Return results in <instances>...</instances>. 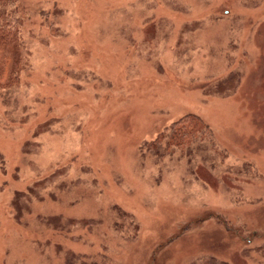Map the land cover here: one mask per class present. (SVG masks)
<instances>
[{
  "label": "rangeland",
  "instance_id": "obj_1",
  "mask_svg": "<svg viewBox=\"0 0 264 264\" xmlns=\"http://www.w3.org/2000/svg\"><path fill=\"white\" fill-rule=\"evenodd\" d=\"M21 3L0 264H264V0ZM190 114L216 134L147 151Z\"/></svg>",
  "mask_w": 264,
  "mask_h": 264
},
{
  "label": "trees",
  "instance_id": "obj_2",
  "mask_svg": "<svg viewBox=\"0 0 264 264\" xmlns=\"http://www.w3.org/2000/svg\"><path fill=\"white\" fill-rule=\"evenodd\" d=\"M21 10H23L21 0H0V59L3 58L2 61L7 62L8 60H10L12 57H14V49L19 50V48H21L25 28V22L23 20V14L21 13ZM4 72L5 74L0 75V78H4V76H7V71ZM15 73L17 74V72L12 70L10 81H8L10 82L9 84H11L12 80L16 83L17 76ZM1 84L2 81L0 79V85ZM12 98L13 92L10 91L5 95H1L0 102L2 101L4 105H7L10 103ZM203 121L204 119L202 117H197L191 114L177 120V122L170 125V127L166 130V133L164 132V134H161L156 138L153 145H151V143L149 142L146 144L147 151H149V153L155 152L161 160H168L169 158H171L172 156H170V151L172 150H180L185 153L190 149L192 144L197 141V135L198 133H200L201 128L204 130V133L201 132V134L199 135L200 137H198L199 140L203 137V134H209V137L213 136V132L216 134L211 125ZM194 122L198 123L199 125L197 124L195 126H192ZM2 157L3 156L0 154L1 160L4 161ZM0 166L3 167L5 165L4 163L2 165L0 162ZM1 170L4 171L5 169L2 168ZM114 209H116V212H118L116 213L118 225H116L115 228L118 229L121 234H123L124 231H126L125 233H127V231H129L131 228H129L130 226L127 227V222L124 221V219L130 217L129 213H127L126 209L123 210L119 206L115 207ZM121 217H123V219ZM257 234L261 233L258 232ZM242 241H244L245 243H250L253 240L243 238ZM67 262L68 264H85V262H82V260H79L77 258H70ZM195 264L229 263L226 261H221L220 258L212 256L209 258H199V260H197Z\"/></svg>",
  "mask_w": 264,
  "mask_h": 264
}]
</instances>
